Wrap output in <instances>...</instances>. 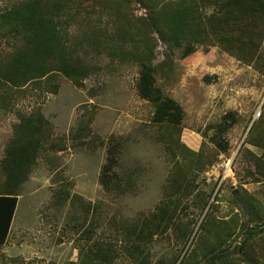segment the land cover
<instances>
[{"label":"rangeland","instance_id":"1","mask_svg":"<svg viewBox=\"0 0 264 264\" xmlns=\"http://www.w3.org/2000/svg\"><path fill=\"white\" fill-rule=\"evenodd\" d=\"M20 1L0 0V12ZM148 15L142 0H69L62 27L88 74L31 82L0 108V162L19 114L40 110L52 127L17 192L0 264H93L100 249L114 253L112 264H131L124 229L174 197L177 184L179 210L149 244L151 263L264 264V152L250 130L264 112V61L245 64L217 46L170 47L143 28ZM3 42L0 56L10 51ZM143 45L161 95L180 108L165 124L136 92L140 67L129 52ZM261 50L264 58V42ZM227 112L235 124L222 153L210 137ZM109 144L118 179L105 188ZM3 179L0 167V192Z\"/></svg>","mask_w":264,"mask_h":264},{"label":"trees","instance_id":"2","mask_svg":"<svg viewBox=\"0 0 264 264\" xmlns=\"http://www.w3.org/2000/svg\"><path fill=\"white\" fill-rule=\"evenodd\" d=\"M69 0H21L0 12V41L10 51L0 56V108H6L13 89L34 82H43L61 73L73 80L88 74L89 68L77 56L76 44L70 43L63 29L61 13ZM150 15L142 20L143 28L155 32L161 42L177 48L183 44L217 46L245 64L260 66L264 61V0H142ZM143 42L142 44H144ZM140 43L139 47L142 45ZM138 47V48H139ZM150 47L129 56L139 65L135 84L138 96L155 104L153 122L165 124L179 112L178 104L161 95L156 86L154 68L150 64ZM260 115V113H259ZM235 124L232 112L225 113L212 129L211 141L224 153L229 144L222 136ZM51 125L41 111L19 114L13 136L7 143L0 162L3 190L0 192V246L5 244L17 206V192L27 181L39 153L51 135ZM251 144L264 152V112L250 127ZM249 130V131H250ZM113 144L107 148L106 164L100 173L105 188L117 183L113 170L116 164ZM264 170V153L259 158ZM174 184L178 177H174ZM161 202L156 210L142 221L127 225L124 255L131 264H153L148 247L155 235L163 233L176 218L181 192ZM202 220L200 226L205 221ZM212 246L209 251L215 254ZM87 259L89 255H86ZM93 264H112L114 253L95 254Z\"/></svg>","mask_w":264,"mask_h":264},{"label":"built area","instance_id":"3","mask_svg":"<svg viewBox=\"0 0 264 264\" xmlns=\"http://www.w3.org/2000/svg\"><path fill=\"white\" fill-rule=\"evenodd\" d=\"M256 115L258 116V115H259V113H256Z\"/></svg>","mask_w":264,"mask_h":264}]
</instances>
